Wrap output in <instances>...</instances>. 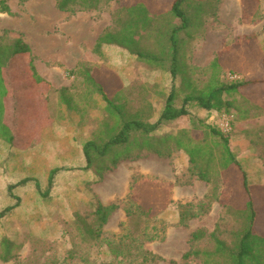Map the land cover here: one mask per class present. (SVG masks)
<instances>
[{"label":"rangeland","instance_id":"obj_1","mask_svg":"<svg viewBox=\"0 0 264 264\" xmlns=\"http://www.w3.org/2000/svg\"><path fill=\"white\" fill-rule=\"evenodd\" d=\"M168 1L171 0H162L160 4L164 5L157 11L169 5ZM207 1L212 4L206 5L189 28V35L179 34L188 39L186 44L182 43L180 57L184 63L201 69L195 74L198 76L190 72L198 78L199 86L208 76L209 67L206 72L204 67L215 57L220 60L224 83L231 80L229 74L237 77L231 81L244 83L240 88L244 96L226 97L232 105L211 114L208 122L228 136L231 149L246 171L257 202V229L264 233V0H242L241 12H224L222 20L217 13L220 0ZM131 2L136 0H111L98 11L68 13L58 10L54 0H6L12 14L0 13L2 45L5 49L12 47L20 37L31 52L14 59L7 70L11 93L6 98L5 120L13 130L14 144L0 140V211L19 201L23 204L0 217V252L3 239L14 244L13 258L6 262L0 259V264H52L51 256L55 254L60 264H101L103 259L108 260L100 254L96 257L100 259L95 260L96 252L87 255L86 263H81L77 255L72 259L66 257L68 250H74L73 241L77 244L75 250H80L81 254L86 252L85 246L89 243L74 236L80 220L77 215L84 217L91 208L86 206L91 203L106 204L113 197L122 196L129 191L134 178L138 181L134 197L146 201L154 212L160 213L157 219L149 220V225L163 231V238L146 244L163 257L158 264H175L174 261L200 264L195 258L181 260L182 252L189 246H210L208 234L217 224L227 229L239 227V222L224 208L225 204L243 205L241 182H233L229 175L223 176L222 194L208 213L191 220L187 227L173 225L177 204L197 203L210 187L188 171L190 164L181 150H173L165 157L151 151L134 159L123 156L121 159L129 160L118 161V165L103 172L97 168L86 171L77 167L80 148L85 143L79 130H85L103 114L98 93L84 82L85 73L88 82L95 79L109 92L120 84L126 86L125 94L133 110H145L147 104H151L160 112L172 87L168 71L141 63L121 49L105 44L100 53L84 49L85 59L76 64L81 53L82 27L85 25L90 31L116 27V11ZM195 6L193 3L190 12ZM8 55L5 58H9ZM30 59L41 77V83L35 88L28 87ZM50 77L57 85L62 82L68 85L51 86ZM179 84L180 74L175 79L176 89ZM61 87H66V91L60 90ZM184 92H178L175 106L181 104ZM69 105H76L79 112L71 111ZM188 109L190 115L162 122L153 135L175 134L182 128H190L191 116L205 119L202 109L190 105ZM221 114L230 117L229 131H222L217 123ZM211 116L213 120L209 119ZM109 163L107 158L102 165ZM51 169L56 172L48 187ZM22 179H25L23 183L10 187ZM122 219L121 210L114 212L104 225V232L119 231ZM196 229H202L206 237L190 244L189 234ZM135 260L131 264H138L140 258ZM111 264L121 263L113 260Z\"/></svg>","mask_w":264,"mask_h":264},{"label":"trees","instance_id":"obj_2","mask_svg":"<svg viewBox=\"0 0 264 264\" xmlns=\"http://www.w3.org/2000/svg\"><path fill=\"white\" fill-rule=\"evenodd\" d=\"M54 1L58 10L74 13L98 11L102 5L111 0ZM193 3L196 6L190 12ZM207 4L212 3L204 0H173L170 7L162 12H153L140 1L119 7L116 11V27L101 32L95 41L93 52L100 53L104 44L121 49L141 63L168 71L171 75L172 87L160 112H156L151 104H147L145 110L142 108L133 110L125 94L126 86L120 84L113 92H109L103 83L95 82L97 81L95 79L88 82V74L85 73L84 82L98 93L102 101L103 105L100 108L103 114L99 120L105 122L93 120V128L89 134L91 138L82 146L80 163L77 167L86 171L97 168L103 172L115 167L123 156L134 159L139 157L143 150L154 152L161 157L169 156L173 150L183 151L190 164L188 171L210 187L197 203L177 204V214L172 223L182 227H187L191 220L209 212L212 203L222 194L223 176L229 175L233 182L240 180L243 205L240 207L224 205L225 212L235 217L239 227L227 229L217 224L208 234L210 246L201 248L189 246V249L181 254L180 259L184 261L195 258L199 259L200 264H264V233L257 229V202L253 197L247 173L231 149L228 136L208 122L211 114H218L223 108H229L232 105L226 97L234 94L244 96L240 89L244 83L231 80L224 83L221 80L220 60L215 57L207 67H204L205 72L209 67L208 76L199 86V80L195 77L198 75L195 74L201 69L184 63L180 57L181 47L188 39L181 38L179 34L189 35V28L200 17ZM0 13L12 14L6 0H0ZM2 41L1 36L0 140L10 145L14 144V133L5 120L6 98L11 93L7 70L9 71L14 59L29 55L31 50L20 37H17L12 47L7 49L3 47ZM6 55L9 58H5ZM83 69L87 68L83 66ZM28 72L27 77L30 82L28 87H37L41 83V77L34 69L31 59ZM190 72H193L195 76H191ZM179 74L180 84L176 89L175 79ZM60 90L66 91V87H61ZM180 90L185 92L181 98V104L175 106V97H179ZM189 105L202 109L206 113L205 119L191 116L190 128H182L175 134L153 135L162 122L190 115ZM68 108L79 112L76 105H69ZM131 148L136 149L137 152L133 153ZM107 158L110 161L109 165H102ZM83 164L84 166H81ZM55 172L56 169H51L49 172L48 187L52 184ZM24 181L25 179H22L10 187ZM137 183V178H134L129 191L123 198L107 204L99 201L91 203L86 206L87 209L88 206L91 208L85 212L84 217L77 215L80 220L77 226L75 225L77 232L74 236L80 238L82 242L89 243L85 246L86 252L81 254L80 250H75L77 244L73 241L74 250L71 248L67 251V258L72 259L77 255L81 263H86L89 260L87 255L96 252L95 260L100 259L96 258L97 254L109 258L103 259L104 263L100 262L101 264H111L113 260L121 264L124 262L131 264L137 258H140L138 264H158L163 260L162 256L146 247L147 243L163 238V231H158L155 225H149V220L157 219L160 213L154 212L146 201L134 197V187ZM17 203L4 207L0 211V217L14 212L23 204L21 201ZM117 210L123 212L119 231L104 232V225ZM87 219L90 220L87 221ZM80 223L81 228L78 227ZM205 237L206 233L202 229H196L190 232L188 241L190 244L197 243ZM13 245V242L6 238L1 241L0 259L3 262L13 258ZM57 257L56 254L51 256L52 264H60ZM173 263L176 264L175 261Z\"/></svg>","mask_w":264,"mask_h":264},{"label":"crops","instance_id":"obj_3","mask_svg":"<svg viewBox=\"0 0 264 264\" xmlns=\"http://www.w3.org/2000/svg\"><path fill=\"white\" fill-rule=\"evenodd\" d=\"M136 1H140V2H143V3H145V5L151 10V11H153V12H162L163 10L165 11V10H167L169 7H170V4H171V2L173 1V0H171V1H168V3L167 4H169V5H165V7H164V9H161V11H157V8L159 9L160 7H163V5L164 4H160V2L162 1H158V0H136ZM207 1V0H206ZM131 3H133V2H131ZM163 3H165V2H163ZM125 4H127V3H125ZM128 4H130V3H128ZM160 4V5H159ZM241 5H242V0H220V3H219V5H218V8H217V13L219 14V16H220V19L222 20V14L224 13V12H228V11H235V12H237V13H239V12H241ZM90 28H88L87 26H83L82 27V30H83V33H82V38H83V40L81 41V46H79V48H80V51H81V53H80V55H79V57H77V62H76V64L79 62V61H81L82 59H85V51H84V49H87V50H93V47H94V44H95V41H96V39H97V37L101 34V32H102V30L101 29H94L93 31H90L89 30ZM212 60H210V62H211ZM209 62V63H210ZM196 63V62H195ZM195 65H199L198 63H196ZM73 78V77H72ZM49 82H51V86H56V87H59V86H67L68 84H67V82H62V84L61 85H57L56 83H55V81H54V79L53 78H51L50 77V79L48 80ZM92 123H91V126H88L85 130H79L80 131V133L81 134H83L84 135V142H86V141H88L90 138H89V134H90V132H91V130H92ZM69 147H71V146H69ZM32 149V148H31ZM82 150V147L80 148V151ZM148 154V152L147 151H142L141 153H140V155L141 156H143V155H147ZM137 158H139V157H137ZM123 160H129V159H120L119 160V162L118 163H122L123 162ZM118 165V164H117ZM81 166H84V164L83 165H81ZM86 179H88V177H86ZM127 186H129V184L127 185ZM127 192L128 191H126L122 196H119V195H117V196H115V197H113V199L112 200H109V201H107V203H109V202H111V201H113V200H116V199H120V198H123L126 194H127ZM106 203V204H107ZM17 210V209H16ZM15 210V211H16ZM186 251V250H185ZM185 251H183V252H185ZM182 252V253H183Z\"/></svg>","mask_w":264,"mask_h":264},{"label":"built area","instance_id":"obj_4","mask_svg":"<svg viewBox=\"0 0 264 264\" xmlns=\"http://www.w3.org/2000/svg\"><path fill=\"white\" fill-rule=\"evenodd\" d=\"M228 78L233 80L235 78H237L234 74H229L228 75ZM210 120H213L214 117L211 116L209 118ZM218 125L220 126L221 130L222 131H229L230 130V117H228L227 115L225 114H221L218 121H217Z\"/></svg>","mask_w":264,"mask_h":264}]
</instances>
